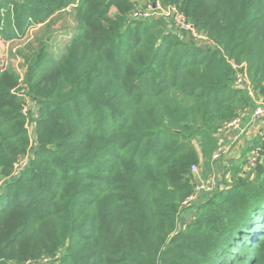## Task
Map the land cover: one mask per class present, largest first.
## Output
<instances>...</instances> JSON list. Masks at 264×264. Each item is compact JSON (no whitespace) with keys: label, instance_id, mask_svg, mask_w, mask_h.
<instances>
[{"label":"trees","instance_id":"obj_1","mask_svg":"<svg viewBox=\"0 0 264 264\" xmlns=\"http://www.w3.org/2000/svg\"><path fill=\"white\" fill-rule=\"evenodd\" d=\"M161 1L213 45L131 20V0H0V264H264V142L181 207L249 105L233 65L264 97V0Z\"/></svg>","mask_w":264,"mask_h":264},{"label":"built area","instance_id":"obj_2","mask_svg":"<svg viewBox=\"0 0 264 264\" xmlns=\"http://www.w3.org/2000/svg\"><path fill=\"white\" fill-rule=\"evenodd\" d=\"M131 20L137 21H155L160 20L165 24V29L169 30L172 35H174L180 42L191 44L194 46H212L213 43L209 41L207 36L199 31L191 22L187 20L185 15L173 5H164L161 0H149L143 4H135L134 9L130 13ZM32 31V28L29 32ZM9 43V42H8ZM6 44V50L9 48ZM6 52V51H5ZM237 73L234 80V86L236 88H243L248 91V97L252 99L249 89V82L245 75V72L241 69L242 66H234ZM20 95L23 99V114L27 117V120L30 122V116L36 118L37 112L34 106V103L29 95L22 90ZM253 100V99H252ZM255 106L253 107L252 117L254 120L264 119V100L255 101ZM239 118H235L232 121L228 122L225 127L238 129ZM29 129V127H28ZM260 149L258 147L252 148L245 157L246 165L249 168H254L258 160L260 159ZM220 158V154L215 152L212 156V160H217ZM30 159V154L23 156L15 165V169L12 172V176L16 177L18 173L28 165ZM190 174L193 178V193L195 195L200 194H212L213 192L220 190L222 188L221 178L214 177L210 179L201 178L200 171L198 166L193 165L190 168ZM193 194H191L186 200L181 203L182 209L188 206L193 202ZM194 195V196H195ZM196 196V198H197ZM195 198V199H196ZM196 201V200H195Z\"/></svg>","mask_w":264,"mask_h":264},{"label":"crops","instance_id":"obj_3","mask_svg":"<svg viewBox=\"0 0 264 264\" xmlns=\"http://www.w3.org/2000/svg\"><path fill=\"white\" fill-rule=\"evenodd\" d=\"M50 29L53 36L58 34V38L60 39L57 40L59 42L62 39L65 40L71 37L72 34L71 31H67L66 34L54 31L56 25H53ZM51 33L47 34L51 35ZM254 106L255 102L249 98V105L239 114L238 129L224 127L218 132L215 140V152L220 154V158L211 160V172L213 176L221 178L220 175H223L222 173H225L228 169L227 164L238 167L242 174H246V172L252 169L245 162L246 154L249 151L248 148L250 145H260L264 142V135L260 134L261 131H264V119H253L252 111ZM205 196L204 193L198 195L197 200L194 202L201 200Z\"/></svg>","mask_w":264,"mask_h":264},{"label":"rangeland","instance_id":"obj_4","mask_svg":"<svg viewBox=\"0 0 264 264\" xmlns=\"http://www.w3.org/2000/svg\"><path fill=\"white\" fill-rule=\"evenodd\" d=\"M131 1H133L136 5H138V4H143V3H145V2H147V1H149V0H131ZM112 12V11H111ZM73 23V21H72V18H68V20H66L65 21V19H64V21H62V20H59L58 22H57V24H55L56 25V31H58V32H61V34H66L67 33V31H71L70 29H71V24ZM70 24V25H69ZM69 27H70V29H69ZM60 34V35H61ZM66 40V39H65ZM16 41V40H15ZM14 41V42H15ZM14 42H10V47H13V46H16V43L13 45V43ZM62 43H64V40L62 39V41L61 42H59L58 40H56L55 41V43H54V45L53 46H51V48H52V50H51V52H52V54L55 56V57H57L59 54H60V52L62 51V49H63V45H62ZM6 44H0V53H2V50H4V51H6V46H5ZM9 46V45H8ZM240 89H242V90H244V91H246L245 89H243V88H240ZM249 89H250V94H251V97H252V99L253 100H255V101H258V100H264V97L260 94V93H256V92H254V90L252 89V87H251V85L249 84ZM248 91H246V93H247ZM249 93V92H248ZM248 93H247V95H248ZM35 106V105H34ZM225 127V126H224ZM226 128V127H225ZM30 130V129H29ZM260 134H262V135H264V131H261V133ZM259 137H260V135H259ZM262 144V143H261ZM260 144V145H261ZM255 146H253V145H250L249 146V148H248V150L250 151L252 148H254ZM261 160V158L259 159V161ZM227 166H228V168L230 167V165L229 164H227ZM198 169H199V171H200V174H201V178H203V179H205V180H207V179H210V178H214L215 176H213L212 175V172H211V169H210V171H207V170H204L203 168H200V167H198ZM223 174V173H222ZM220 177L222 178V175H220ZM192 197H193V202L195 201V200H197V199H195L196 198V196L197 195H195V193H193L192 192ZM195 195V196H194ZM193 202H191L189 205H191ZM189 205L188 206H186L185 208H188L189 207ZM190 217H192V216H190ZM180 226V225H179Z\"/></svg>","mask_w":264,"mask_h":264}]
</instances>
